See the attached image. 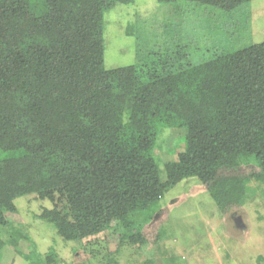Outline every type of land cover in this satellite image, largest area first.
Masks as SVG:
<instances>
[{"label": "trees", "instance_id": "16d2710c", "mask_svg": "<svg viewBox=\"0 0 264 264\" xmlns=\"http://www.w3.org/2000/svg\"><path fill=\"white\" fill-rule=\"evenodd\" d=\"M129 1L0 0V197L49 201L39 218L65 242H79V223L95 217L135 243L184 179L222 215L264 183V41L141 83L136 66L103 65L104 14ZM186 1L231 12L249 0ZM165 129L183 130L184 142L161 169Z\"/></svg>", "mask_w": 264, "mask_h": 264}, {"label": "rangeland", "instance_id": "374dc122", "mask_svg": "<svg viewBox=\"0 0 264 264\" xmlns=\"http://www.w3.org/2000/svg\"><path fill=\"white\" fill-rule=\"evenodd\" d=\"M264 41V0H249L231 12L178 0H130L104 14L103 65L136 66L141 83L154 70L173 73ZM184 131L165 129L154 157L159 167L183 149ZM253 196L222 215L205 188L188 178L167 191L149 223L129 243L113 220L103 229L95 217L79 223L82 239L65 242L39 218L51 209L34 196L0 197L7 225L0 228V264H264V183H251ZM104 207L109 215L108 203Z\"/></svg>", "mask_w": 264, "mask_h": 264}]
</instances>
